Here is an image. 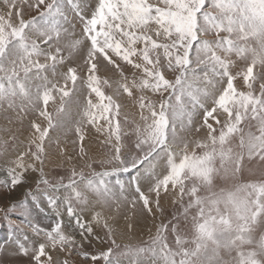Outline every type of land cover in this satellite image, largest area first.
I'll list each match as a JSON object with an SVG mask.
<instances>
[{
	"label": "snow or ice",
	"instance_id": "6c2138e0",
	"mask_svg": "<svg viewBox=\"0 0 264 264\" xmlns=\"http://www.w3.org/2000/svg\"><path fill=\"white\" fill-rule=\"evenodd\" d=\"M0 111V264H264V0H0Z\"/></svg>",
	"mask_w": 264,
	"mask_h": 264
},
{
	"label": "rangeland",
	"instance_id": "374dc122",
	"mask_svg": "<svg viewBox=\"0 0 264 264\" xmlns=\"http://www.w3.org/2000/svg\"><path fill=\"white\" fill-rule=\"evenodd\" d=\"M110 75V74H109ZM106 91H110L109 89H105ZM5 115L7 116H11L12 113H4L2 111H0V126H4L7 122L4 119ZM27 122H25V126H26ZM70 145H69V149H70ZM93 147H95V145H93ZM52 151L53 155L55 156V150H50ZM248 168H252L254 171V175L253 174H249V172L246 170L243 177H242V182H247L250 180H259L261 178L260 172H261V166L257 165L256 162L254 161L252 164L248 165ZM47 170V169H46ZM99 170V169H97ZM60 174L63 175L64 172L60 171ZM6 178V174L0 172V180H3ZM121 181L124 182L125 184L128 183L129 180V176L128 174H122L120 177ZM28 192V188L27 186L25 187H17L14 191L9 192L7 188H4L2 185H0V208H4L5 206H10L11 203L17 201V200H24L26 198V194ZM28 199V203H29V207L32 208V203H31V197H27ZM162 203L164 204V207L166 209L165 213H164V217L163 219L165 220V222L167 221V219L170 217L173 209L170 205V203L166 200H162ZM46 207V206H45ZM22 210H17L16 212L11 214V218L15 221H17V223H20L21 221L24 220V217L21 215ZM106 214L112 216V219L109 221L112 224L113 229L115 230L116 227L122 226L123 224H125V220H124V216L127 215L128 218L130 220H132L135 224H136V231L133 233L134 235L131 237H127V238H123L121 239L118 235H117V242L121 244V246L123 247L124 244L127 243H137L139 241H147L149 238V235H144V233L146 232L144 230V227L139 224L138 222H136V220H141V222L143 221L145 222H152V217L151 216H147L146 214H144L141 211L140 205L138 204L136 206L135 209H133L131 207V205L129 204H122L119 210V214H116L115 208L110 209V210H106ZM3 212L0 211V244H4V243H10V236H11V232L10 229L8 228L7 222L4 221L3 219ZM33 216L41 223L42 227H48L51 224V221L48 219L43 218L42 216H37L35 211L33 212ZM160 222V218L157 217L156 219V223ZM21 227L23 228V232L25 234H28L30 237L32 236L31 233V229L24 226V224H21ZM96 232L100 235L103 236L104 232L101 230L100 227H96ZM155 233V228H154V232ZM142 234L144 235V237H140L139 235ZM169 242L171 243V237L169 238ZM107 245H101L99 242L94 241L93 245H85V251L88 252H96L102 248H106ZM75 260V264H91L90 260L84 259L80 256H75L74 257Z\"/></svg>",
	"mask_w": 264,
	"mask_h": 264
},
{
	"label": "bare ground",
	"instance_id": "6f19581e",
	"mask_svg": "<svg viewBox=\"0 0 264 264\" xmlns=\"http://www.w3.org/2000/svg\"><path fill=\"white\" fill-rule=\"evenodd\" d=\"M135 222V221H134ZM136 222H138L139 224H141L143 227H144V230L146 231L145 233H144V235L146 234V235H149V232L151 231V233H153L154 232V221H153V219H152V222L151 223H149V222H141V220H136ZM155 223H156V221H155ZM115 231H116V233H117V235L120 237L121 236V233L124 231V224L122 225V226H119V227H116V229H115ZM134 234H131L129 237H131V236H133ZM144 235H142V234H140L139 236L141 237H144Z\"/></svg>",
	"mask_w": 264,
	"mask_h": 264
}]
</instances>
